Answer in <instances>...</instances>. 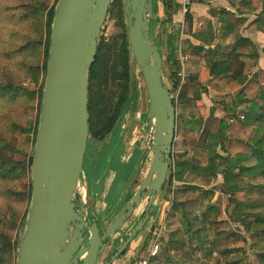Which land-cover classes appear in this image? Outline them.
I'll return each instance as SVG.
<instances>
[{"label": "rangeland", "instance_id": "rangeland-1", "mask_svg": "<svg viewBox=\"0 0 264 264\" xmlns=\"http://www.w3.org/2000/svg\"><path fill=\"white\" fill-rule=\"evenodd\" d=\"M56 1L0 0V153L4 146L10 145L12 149H8L7 153L2 154L11 157L15 162H30V158L35 155L32 133L29 134L26 131L33 130L39 125L40 91H44L46 85L44 70L39 72L35 70L38 66L43 67L45 47L34 45L37 40L46 39V17L33 15L28 18L27 12L37 6H42V4L52 7ZM158 8L159 11L156 15L163 22L166 20V10L161 0L158 2ZM118 12L119 8L116 4L112 13L107 16L101 33L102 40L109 47L111 67L116 63V59L125 45V27ZM163 25L167 27V22ZM163 25L158 27L155 36L161 32ZM150 33L155 39L151 29ZM262 39L261 46L258 45L255 49L257 53L260 51L261 59L260 62L258 61V65L264 68V35H262ZM24 46L29 47L20 51ZM251 50L253 48L250 47L241 49V52L245 54L244 59H247L246 56ZM162 51H165V47L162 48ZM171 75L170 68L165 66L164 81L173 93L177 117H182L177 120L172 167L174 168L177 162L186 160H192L197 166H206L208 151L199 146L198 132H190L185 127L194 114L199 115L200 113L194 103L188 105L179 103V86L175 87ZM136 78L138 81L137 98L127 113L121 128H117L102 141L91 137L85 155L79 196L84 198L86 205L94 209L104 229L124 205L134 198L149 170L154 155V146L151 142L153 138L151 135V100L144 75L140 69H137ZM116 83L118 82L110 81L111 90H119L115 87ZM217 85L218 83H215V87ZM30 91L36 93V98L31 99ZM236 98L237 96L229 95L226 98L223 97L222 100L228 105ZM208 100L216 101L214 104L216 112L218 111V120L226 116L223 111L225 108L220 104L219 97H215V93H211ZM248 106V103L241 105L239 110ZM242 115L240 116L244 119ZM212 119L216 120L214 116ZM226 119L230 121V118L226 117ZM253 125V129L249 133V140L259 137L264 143V121H254ZM212 128L218 129L217 123H213ZM218 152L223 157L227 156V153L220 147ZM195 154L201 156V159L195 158ZM217 161L223 162L224 160L219 157ZM255 164H257V160L252 158L245 163V166L251 167ZM17 174L18 178L13 176L4 178L0 174V217L2 218L0 236L10 238L12 243H16L18 234L20 235L19 229L13 225L14 217L22 218L31 206L26 196V189L32 183V174L28 169H23L20 166ZM170 181H172L171 189ZM184 181L183 183L175 181L169 173L162 194L153 205L152 217H150L147 226L128 246L126 253L113 264H139L142 258L150 256L156 243L160 245L156 257L159 259L162 258V253L168 243L177 244L170 247L168 253V256L174 259L171 264H177L175 262L178 260H183L187 264H264V226L258 227L257 224V214L264 213V174L260 173L252 177L247 174L241 176L240 186L242 188L253 186L262 192L257 197H251L249 203L241 209L236 205L230 206L228 210L224 211V221H219L216 214L209 210L210 204L216 202L218 196L225 192L223 176L219 174L214 178L187 170ZM186 184L200 188L201 191L196 194L201 195L204 191L215 193L212 199L204 195L199 209L195 211L198 222H193L194 228L199 229L203 225L205 228L200 235L194 237L193 242L186 233L180 214L175 212L172 206L175 190ZM148 202L149 198L146 196L135 210V218L129 221L130 224L126 227L129 232L137 216L144 210ZM79 206V201H77V208ZM205 213L208 220L201 224L202 216ZM15 220H17L16 217ZM253 235H256L257 238L253 239ZM118 236L117 234L116 238ZM227 236L231 237L230 240L223 241ZM244 241L247 244L243 246ZM115 245L118 246V244ZM106 252H108L107 249L102 257L106 255ZM107 261L102 258L101 263L104 264ZM16 263V259L11 261V258L8 257L1 264Z\"/></svg>", "mask_w": 264, "mask_h": 264}, {"label": "water", "instance_id": "water-1", "mask_svg": "<svg viewBox=\"0 0 264 264\" xmlns=\"http://www.w3.org/2000/svg\"><path fill=\"white\" fill-rule=\"evenodd\" d=\"M112 2L59 0L56 7L19 264H100L102 254L125 223L135 218L146 196L148 210L156 204L171 171L178 117L164 81V59L157 44L161 36L153 39L150 33V23L158 16L152 0H123L132 51L130 98H137L140 69L151 100L154 155L138 192L106 229L99 227L95 212L96 221L89 219V207L79 196L90 138L89 71ZM149 218L148 214L104 264H113L125 253Z\"/></svg>", "mask_w": 264, "mask_h": 264}, {"label": "trees", "instance_id": "trees-1", "mask_svg": "<svg viewBox=\"0 0 264 264\" xmlns=\"http://www.w3.org/2000/svg\"><path fill=\"white\" fill-rule=\"evenodd\" d=\"M159 1L160 0H154L153 2L155 14H158L159 11ZM161 1L165 7L167 19L163 22L159 17L157 20H152L150 23V29L155 39H157L158 35L161 36V39L157 41V44L159 45L163 55L164 67L166 66L170 68L172 79L174 80L175 87H177L182 67L173 45V35L168 34L164 42L162 33L159 32V34L155 36V32L161 25L166 22L173 21V17L178 12L180 6L176 4L174 0ZM58 2L59 0H57L52 7H48L46 4L43 6L42 4V6H37L27 12L28 18L33 15L46 17V39L37 40L34 44L37 46L43 45L45 47V61L43 67L38 66L35 68L38 72L44 70L45 78L47 75V63L51 46L52 25ZM242 2L244 3L242 7L243 9H246L249 6L248 4H251V6L255 9H258L260 6L259 0H243ZM261 3L263 5V11L260 14L262 21V17L264 18V0H261ZM116 4H118L119 8L118 16L125 27V45L120 55L117 57L116 63L113 67H111L108 50L109 47L100 37L98 42L97 57L89 71L90 138L93 137L99 141L106 139L107 136L111 135L117 128H121L127 113L132 108L134 103V100L130 98L132 51L129 43L127 16L124 10L123 0H113L109 14L112 13ZM256 22H259V20ZM256 22L253 23V28L255 27ZM212 39L214 40L215 37ZM205 41L209 43V40ZM237 42L238 43H236L234 47L227 49L222 54H217L211 50L213 56L216 57L215 62L208 64V66L202 70L201 74L190 77V83H199L201 86L194 87L191 84H186L183 86L179 95V103L182 105L194 103L196 108L199 110V116L191 118L185 124V127L190 132H198L199 146L208 151V156L206 157L207 165L197 166L194 162H192V160H186L177 162L174 167L175 170L172 167L170 171L172 179L180 183L185 182L184 176L187 170L199 172L204 175H210L214 178L218 177L219 174L223 176L225 192L219 195L216 202L210 204L209 206L210 212L216 214L219 221H224V211L228 210L230 206L236 205L239 209H241L249 203V199L251 197H257L262 192L259 188L253 186L251 188H242L240 186L241 176L243 174H247L252 177L256 174H264V143L259 137H256L254 140H249V133L254 126L253 122L258 120L264 121V70L259 69L257 73L254 74L253 64L244 63L238 59L236 50L239 47V42L247 43L248 41L245 38L237 37ZM28 47L29 46H24L20 49V51L25 50ZM163 47H165L164 52L162 51ZM230 73L232 75L230 77L231 80L228 81V87L232 92L239 89H241V91L232 103L228 105L226 104L227 102L224 101L220 103L225 108L224 110L226 116H224L221 120H218V118H215L216 120L209 118L206 121L208 111L202 100V95L204 92H207V88L202 85V81L211 76H229ZM111 80L118 82L115 87L119 90L113 91L110 89L109 86ZM43 94L44 91L41 90L40 113ZM29 95L31 99L36 98V93L34 91H30ZM129 103L131 106L129 110H127V105ZM246 103H248L249 106L239 110L240 106ZM215 111L216 110L214 108L210 110V115L212 117L214 116ZM240 115H242L244 119H242ZM259 115H262V118ZM226 117L230 118V121H227ZM178 118L182 119L181 116ZM213 123H217L218 129L212 128ZM38 128L39 125H37L33 130L31 129L26 131L29 134L32 133L34 147L36 145ZM219 147L227 153L226 157L219 154ZM8 149H12L10 145L4 146L0 153V174L3 175L4 178H9V176L18 178L17 170L19 166L23 169H28V171L32 174L34 156L30 158V162H15L11 157H7L4 156L5 154H2L7 153ZM194 157L201 159V156L197 154H195ZM219 157L221 159L223 158L224 161H217V158ZM252 158L257 160V164L251 167H246L245 163ZM169 187L171 189L172 181H170ZM200 191V188L186 184L175 190L174 200L172 203L173 210L180 214L186 233L190 236L192 242L194 241V237L196 235H200L202 230L205 228L204 225L199 229L194 228L195 225L193 222H198V218L195 216V211L199 209L204 195L209 196L211 199L215 196L213 191H204L201 195L196 194ZM26 196L28 197L31 205L32 183L26 189ZM29 209L30 208H28L22 218L19 219L18 216H15L17 218V220H15L14 217L15 223H13V225L18 228L20 232L16 243H12L10 238L6 236H0V264L8 257L11 258V261L16 259V264H19L20 243L26 227ZM202 217L203 221L200 222L201 224L207 222L208 220L206 213ZM1 222L2 218L0 217V224ZM257 224L258 227L264 226V213L257 214ZM230 238V236H227L223 239V241H229ZM256 238L257 236L253 235V239ZM246 244L247 242L244 241L243 246ZM176 245L177 244L175 243H168L165 251L162 253V258L152 259V264L173 263L174 259L168 256V253L170 251V247H174ZM175 263L187 264V262L183 260H178Z\"/></svg>", "mask_w": 264, "mask_h": 264}, {"label": "crops", "instance_id": "crops-1", "mask_svg": "<svg viewBox=\"0 0 264 264\" xmlns=\"http://www.w3.org/2000/svg\"><path fill=\"white\" fill-rule=\"evenodd\" d=\"M174 1L180 6L178 12L174 15L172 22H167V27L163 25L161 32L164 42L168 34L173 35V45L182 67L178 81L179 92L186 84L200 87L199 83H190V77L201 74L208 64L215 62L216 57L213 56L211 50L222 54L238 43L237 37L245 38L248 41L247 43L239 42V47L236 50L238 59L241 62L253 64L254 74L259 69L264 70L258 65V61L260 62L261 59L260 51L256 52V47L263 43L262 35H264V22H262L264 18L262 17L261 21L260 17L263 11L261 1L258 9L253 8L251 4L243 9V0H191L187 4L188 11L186 13L183 12L181 0ZM257 20L259 22H256ZM254 22L256 24L253 28ZM213 37H215L214 40ZM205 40H209V43ZM247 47L253 48V50L247 54V59H244L245 54L241 52V49ZM231 75L230 73L229 76H211L202 81V85L207 88V92L202 95V100L208 111L206 121L213 118L210 115V110L213 108L216 110L214 104L216 101L208 100L211 93H215V97H219L221 103L224 101L223 97L226 98L229 95L236 97L241 91L239 89L232 92L228 87ZM215 83H218L217 87H215ZM223 111L225 110L223 109ZM197 115L194 114L193 117H198L199 115ZM214 117H219L218 111H215Z\"/></svg>", "mask_w": 264, "mask_h": 264}, {"label": "flooded vegetation", "instance_id": "flooded-vegetation-1", "mask_svg": "<svg viewBox=\"0 0 264 264\" xmlns=\"http://www.w3.org/2000/svg\"><path fill=\"white\" fill-rule=\"evenodd\" d=\"M88 207H89V217H90L89 219L92 222H94V221H96V219H94V216H93L94 209L91 208L90 206H88ZM147 208H148V203H147L146 207L144 208V210L137 216V219H136L135 223L133 224L132 229L130 230V232H129L128 229H126V227H128V225L130 224L129 223L130 220H128L125 223V226L123 227V229L121 231H119V233H118L119 236L116 239L113 240V242L111 243V245L107 248V251L108 252H106V255L104 257H101V260L103 258V260H106L107 261L109 258L111 259V257H113L115 254H117V252L119 250L118 249L119 244L121 242H126L127 241V239L131 236L132 232L136 229V227L139 224H141L146 219V217H147L148 214L150 215V217H152V213L151 212H152V209L154 208V206H152V208H150V210H148ZM133 215H135V212H134ZM149 220H150V218H149ZM149 220H148V222H149ZM148 222H147V224H148ZM98 224H99V227L101 228V230H103L104 228L101 225V222H100V218L99 217H98ZM147 224H146V226H147ZM145 227L143 229H145ZM86 236L88 238L89 237V234H87ZM107 242H108V240L106 241V243ZM115 244H118V246H116ZM100 264H102L101 261H100Z\"/></svg>", "mask_w": 264, "mask_h": 264}, {"label": "built area", "instance_id": "built-area-1", "mask_svg": "<svg viewBox=\"0 0 264 264\" xmlns=\"http://www.w3.org/2000/svg\"><path fill=\"white\" fill-rule=\"evenodd\" d=\"M190 1L191 0H181L184 13H186L188 11L186 7ZM174 170H175V168H174ZM159 250H160V245H159V243H156V245L152 248V252H151L150 256L146 257V258H142L140 260L139 264H152L151 260L158 256Z\"/></svg>", "mask_w": 264, "mask_h": 264}]
</instances>
